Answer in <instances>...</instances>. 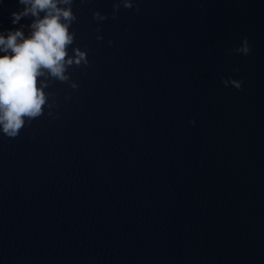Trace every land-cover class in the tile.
Listing matches in <instances>:
<instances>
[{"label": "water", "instance_id": "water-1", "mask_svg": "<svg viewBox=\"0 0 264 264\" xmlns=\"http://www.w3.org/2000/svg\"><path fill=\"white\" fill-rule=\"evenodd\" d=\"M131 2L72 0L88 64L0 131V264H264V0Z\"/></svg>", "mask_w": 264, "mask_h": 264}, {"label": "clouds", "instance_id": "clouds-1", "mask_svg": "<svg viewBox=\"0 0 264 264\" xmlns=\"http://www.w3.org/2000/svg\"><path fill=\"white\" fill-rule=\"evenodd\" d=\"M18 4L23 8L11 13V24L16 25L29 16L33 21L28 26L32 30L28 38L21 31L24 25H21V29L7 30L6 36L0 35V51L7 53L10 50L12 53L0 56V131L9 138L19 134L26 117L30 122L42 115L46 102L43 88L47 85L41 83L38 87V77H51L63 82L68 80L65 75L67 66L80 65L82 61L88 64L85 52L73 49L74 56L69 57L67 51L75 35L69 32L71 23L76 20L71 10L72 0H18ZM123 7L132 9L134 6L131 0H123ZM119 8V4H113V20L118 18L116 13ZM135 11L139 12V8ZM40 13H44L43 17ZM106 19V15L93 13L94 21ZM96 39L99 41L103 37L98 35ZM108 43L111 45L112 41ZM233 51L237 55L247 56L250 52L247 38ZM222 84L239 91L242 81L226 79L222 80ZM72 87L77 86L73 84Z\"/></svg>", "mask_w": 264, "mask_h": 264}]
</instances>
